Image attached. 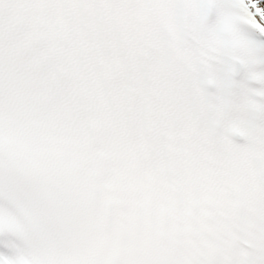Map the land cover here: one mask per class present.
Wrapping results in <instances>:
<instances>
[{"label":"snow or ice","instance_id":"obj_1","mask_svg":"<svg viewBox=\"0 0 264 264\" xmlns=\"http://www.w3.org/2000/svg\"><path fill=\"white\" fill-rule=\"evenodd\" d=\"M0 264H264V0H0Z\"/></svg>","mask_w":264,"mask_h":264}]
</instances>
